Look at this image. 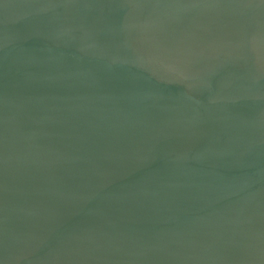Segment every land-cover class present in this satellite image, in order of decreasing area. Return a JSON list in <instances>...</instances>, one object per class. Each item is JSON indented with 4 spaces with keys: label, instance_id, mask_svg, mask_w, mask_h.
<instances>
[{
    "label": "water",
    "instance_id": "95a60500",
    "mask_svg": "<svg viewBox=\"0 0 264 264\" xmlns=\"http://www.w3.org/2000/svg\"><path fill=\"white\" fill-rule=\"evenodd\" d=\"M0 264H264V0H0Z\"/></svg>",
    "mask_w": 264,
    "mask_h": 264
}]
</instances>
